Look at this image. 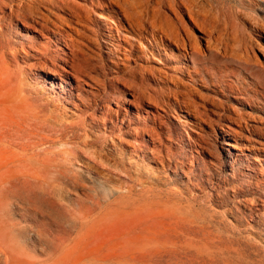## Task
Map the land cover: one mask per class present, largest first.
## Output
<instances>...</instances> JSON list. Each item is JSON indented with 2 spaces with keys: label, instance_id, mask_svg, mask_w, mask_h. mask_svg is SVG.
<instances>
[{
  "label": "rangeland",
  "instance_id": "rangeland-1",
  "mask_svg": "<svg viewBox=\"0 0 264 264\" xmlns=\"http://www.w3.org/2000/svg\"><path fill=\"white\" fill-rule=\"evenodd\" d=\"M3 1L0 264H264V0ZM15 5L25 20L7 18ZM169 5L199 48L189 113L167 109L162 56L126 44L146 49L137 23Z\"/></svg>",
  "mask_w": 264,
  "mask_h": 264
},
{
  "label": "bare ground",
  "instance_id": "bare-ground-1",
  "mask_svg": "<svg viewBox=\"0 0 264 264\" xmlns=\"http://www.w3.org/2000/svg\"><path fill=\"white\" fill-rule=\"evenodd\" d=\"M8 2L10 3L11 0H8ZM69 2V1H68ZM104 2V1H103ZM120 2V1H119ZM196 2V1H195ZM4 1L3 0H0V8L3 7L4 5ZM113 3V2H111ZM110 3V5H111ZM117 3V2H116ZM87 4V3H86ZM90 4V3H89ZM105 3H103L104 5ZM108 4V2H107ZM188 4V3H187ZM51 5V4H50ZM93 5V4H92ZM102 5V4H101ZM185 5V4H184ZM16 6V5H15ZM53 6V5H52ZM63 6H65V8H68L69 7H72L70 6V4H68L67 2H64L63 3ZM62 6V8H63ZM134 6V5H133ZM176 6V5H175ZM183 6V5H182ZM197 5H195L196 7ZM57 7V6H56ZM55 6H53V9H57ZM113 7V6H112ZM76 8H78L76 6ZM101 8V7H100ZM105 9V7H103ZM108 8V7H107ZM117 8V7H116ZM121 8V7H120ZM134 8V7H133ZM156 8V7H155ZM181 8V7H180ZM184 8V7H183ZM64 9V8H63ZM118 10V9H117ZM120 10V9H119ZM53 11V10H52ZM60 11V10H59ZM64 12V10H62ZM68 11V10H67ZM112 11V10H111ZM151 11V10H150ZM180 11V10H179ZM178 11V12H179ZM184 11V9H183ZM181 11V13L183 12ZM105 12V11H104ZM118 12H121L118 11ZM167 12H170V14L173 16V18H170V17H165L163 18L162 16V20L156 18V16H152L151 18L149 16H146L145 13L142 14V17H141V21L140 23L138 22L137 25H138V34H142L143 36V33H145L146 35H148L150 37L148 41V44L146 45V49L142 48V47H138V46H135L130 43L129 41L126 42V44H128V47H129V51L128 53L131 54V55H134V53L137 55L136 56V60L137 61H140L142 56H145V53L147 52H150V55H153L154 52L155 54L157 55H161L162 56V59H161V62H163V64L165 65V67H168L167 68V71L171 72L172 74L167 78V86H168V89H169V96H168V107L167 109L169 108H173L174 106H176V108L178 107L179 109H184L183 112H187L189 113L190 111H192L191 109L192 108H195V104L193 102H191L190 98L191 97H195L197 98L199 96V92L197 91L198 88L195 89L194 86H198L199 84L197 83L198 80L195 76V74L197 72H199L198 70L194 69L193 67L191 66H188V62L185 61L186 57H187V54H189L190 52V59H197L198 58V52H199V48L197 47V40L193 37H191L184 25V23L182 22L180 16H179V13H177L173 6L169 5V11L167 10ZM207 12V11H206ZM71 13L74 14L73 11H71ZM89 13V11L87 10L86 11V15ZM106 13V12H105ZM109 13V12H108ZM113 13V12H112ZM186 13V12H185ZM66 14V13H65ZM83 14V13H82ZM37 15V13H36ZM122 15V14H121ZM168 15V14H167ZM53 20L55 22H58V23H62L64 20H62L61 18L55 16V15H51ZM79 16V15H78ZM77 16V17H78ZM85 16V15H84ZM96 16V15H95ZM114 16V14H113ZM170 16V15H169ZM189 16H190V20L192 18V22L197 24V20L194 19L192 17V15L189 13ZM205 16V15H204ZM203 16V17H204ZM214 16V15H213ZM14 17H21V21L25 20L26 17L25 15H23L21 12H20V9H19V6H16V9H13L12 7H10V10H9V14L7 16L8 19H11V18H14ZM83 17V16H81ZM94 17V16H93ZM123 17V15H122ZM97 20L99 21H106L107 18L106 16H104L103 14H98L97 17ZM128 18V17H126ZM87 19V18H86ZM113 19V18H112ZM116 19V18H115ZM114 19V20H115ZM188 19V20H189ZM124 20V19H123ZM138 20V18L136 19ZM45 24H40V28L41 29H45L47 25H51V26H55V23H52L51 21H48L46 18H44L42 20ZM75 21V20H74ZM96 21V20H95ZM88 22V21H87ZM120 22V21H119ZM132 22V21H131ZM73 23V22H72ZM76 23V22H75ZM126 23V22H125ZM133 23V22H132ZM215 23V22H214ZM36 24V23H35ZM74 24V23H73ZM194 24V26H195ZM28 25V24H26ZM133 25V24H132ZM120 26V24H119ZM118 26V27H119ZM131 26V25H130ZM149 26V27H148ZM31 27V26H30ZM66 27V26H64ZM100 27V26H99ZM136 27V25L134 26ZM200 27V25H199ZM72 28V27H71ZM105 28V27H104ZM103 28V29H104ZM120 28V27H119ZM197 28V27H196ZM59 29V28H58ZM149 30V31H148ZM202 30V29H201ZM45 31V30H44ZM60 31V29H59ZM99 31V30H98ZM111 31V30H110ZM126 31V30H124ZM203 31V30H202ZM104 32V31H103ZM121 32V30H120ZM132 32V30H131ZM116 33V32H115ZM130 33V31H129ZM207 33V32H206ZM49 34V33H48ZM53 34V33H52ZM74 34V33H73ZM78 34V33H77ZM116 35V34H115ZM70 36V35H69ZM117 36V35H116ZM132 36V35H130ZM206 36V35H205ZM230 36V35H229ZM108 37V36H107ZM87 38V37H86ZM85 38V39H86ZM119 38V35L118 37ZM116 38V39H117ZM121 38V37H120ZM138 38L141 40L142 38H140L138 36ZM144 38V37H143ZM100 40V38H98ZM121 40V39H120ZM230 40V39H229ZM90 41V40H89ZM93 41V40H92ZM109 41V40H108ZM107 41V42H108ZM124 41V40H123ZM60 42H62L64 44V48L69 50V54L66 55V54H63L64 57H62V61L63 63L62 64H65L67 65L69 68H70V71H75V66H74V56H75V50L73 49L74 47V44L72 41L69 40V37L66 36V35H62L61 37V41L60 39L57 40V46H59ZM77 42V41H76ZM94 42V41H93ZM106 42V41H105ZM106 42V43H107ZM90 43V42H89ZM206 43V42H205ZM82 44V43H81ZM105 44V43H104ZM118 44V43H117ZM125 44V42H124ZM125 44V45H126ZM214 45V44H213ZM228 44H226L225 42L223 43V46L226 48L228 47L227 46ZM230 46V45H229ZM242 46V52H243V56H241L239 53H237V49L236 47L240 50ZM56 47V46H55ZM83 47V46H82ZM212 47V46H211ZM57 48V47H56ZM79 48V47H78ZM85 48V47H84ZM107 48V47H106ZM123 48V47H122ZM125 48V47H124ZM230 48V47H229ZM63 49V48H62ZM56 50V49H55ZM91 50V49H90ZM124 50V49H123ZM187 50L189 51L187 53ZM252 50V46L250 44H243L241 43V40H238L237 37H234V40H233V44L231 45V55L232 57H237V60L243 65V67L245 69L249 68V64L247 63L248 62V54L251 52ZM66 51V50H65ZM110 51V50H109ZM112 51V50H111ZM172 51H175V55L172 53ZM82 51H80L81 53ZM85 52V51H84ZM121 52V51H120ZM22 53V52H21ZM109 53V52H108ZM107 53V54H108ZM124 53V52H123ZM84 54V53H82ZM118 54V53H117ZM223 54V53H222ZM119 55V54H118ZM121 55V54H120ZM123 55V54H122ZM155 56V55H154ZM29 57V56H28ZM123 57V56H122ZM33 58V57H31ZM154 58V57H153ZM15 59V57H14ZM60 59V58H59ZM107 59V58H106ZM111 59V58H110ZM35 60V59H34ZM102 60V59H101ZM130 60V59H129ZM132 60V59H131ZM134 61V60H132ZM136 61V62H137ZM125 62V61H124ZM129 62V61H128ZM160 62V63H161ZM190 62V61H189ZM115 64V63H114ZM117 64V63H116ZM127 64V63H126ZM193 65L195 64V62L192 63ZM93 67V66H92ZM102 67V66H101ZM107 67V66H106ZM124 67V66H122ZM242 67V68H243ZM115 69V68H114ZM124 70V69H123ZM122 70V71H123ZM66 69H63V79H60L58 77V80L59 81H64V82H67L69 81L68 77L66 75H71L72 72H70ZM94 71V70H93ZM108 71V70H107ZM33 72V71H32ZM60 72V71H59ZM116 73V72H115ZM35 74V73H34ZM38 74V73H37ZM47 75H49L50 77H54L55 74L53 72H48ZM79 75V74H78ZM114 75V74H113ZM122 75V74H121ZM145 76V75H144ZM147 76V75H146ZM48 77V76H47ZM46 76L43 77L44 79L43 80H49ZM57 77V76H56ZM37 78V77H36ZM74 78H76L75 80V88L76 90H80L79 87H80V82H84V79H80L79 77H76L74 76ZM87 78V77H85ZM189 80L191 81V84L188 83V81L186 80ZM210 79V78H209ZM42 80V79H41ZM89 80V79H88ZM51 81L53 82L54 79L51 78ZM90 81V80H89ZM58 82V81H57ZM200 82V81H199ZM259 83L261 84V80H259ZM30 84V83H29ZM44 84V83H43ZM45 84H46V81H45ZM59 84H61V82H59ZM120 84V83H119ZM123 84V83H121ZM162 84V83H161ZM86 85V84H85ZM96 85V84H95ZM88 86V85H87ZM89 87V86H88ZM201 88V86H199ZM216 87V86H215ZM218 87V86H217ZM108 88V87H107ZM73 89V88H72ZM84 89V88H83ZM82 89V90H83ZM97 89V88H95ZM126 89V88H125ZM128 89V88H127ZM207 89V87H206ZM31 90V89H30ZM100 90V89H99ZM133 91V89H131ZM212 90V89H211ZM95 91V90H94ZM65 92V91H64ZM213 92V91H212ZM77 93V92H76ZM87 93V92H86ZM239 92H237L238 94ZM243 93V92H242ZM46 94V93H45ZM217 94V93H216ZM222 94V93H221ZM64 95V93H63ZM75 95V94H74ZM220 95V94H219ZM70 97V96H69ZM51 98V97H50ZM58 98V97H57ZM61 98V97H60ZM59 98V99H60ZM237 100H240L242 99L241 96H237L236 97ZM51 100V99H50ZM97 101V100H95ZM213 101V100H212ZM147 102V101H146ZM196 102V101H195ZM214 102V101H213ZM64 103V102H63ZM99 103V101H98ZM121 103V101H120ZM240 103V102H239ZM75 104V103H74ZM73 104V105H74ZM78 104V103H77ZM150 104V103H149ZM201 104V103H200ZM243 104V103H242ZM54 105V104H53ZM39 106V105H38ZM134 106V105H133ZM160 106V105H159ZM59 107V106H58ZM57 107V108H58ZM253 107V106H252ZM251 107V108H252ZM61 108V107H60ZM84 108V107H83ZM135 108V107H134ZM138 108V107H137ZM152 108V107H151ZM150 108V109H151ZM155 108V107H154ZM202 108V107H201ZM46 109V108H45ZM80 110V109H79ZM137 110V109H135ZM176 111V110H175ZM210 111V110H209ZM227 111V110H226ZM64 112V110H63ZM66 112V111H65ZM121 112H123L124 114L126 113V111L124 109H121ZM199 112V111H198ZM156 113V112H155ZM158 113V112H157ZM213 114V113H212ZM59 115V114H58ZM160 115V114H159ZM166 115V114H165ZM194 115V114H193ZM67 116V115H66ZM128 116V115H127ZM191 116V115H190ZM202 116V115H201ZM217 116V115H215ZM107 117V116H106ZM116 117V116H115ZM117 118V117H116ZM155 118V117H154ZM158 119V118H157ZM227 119V118H226ZM114 120V119H113ZM198 120V119H197ZM128 121V120H127ZM136 121V120H135ZM153 121V120H152ZM224 121V120H223ZM115 122V121H114ZM147 122V121H146ZM150 122V121H149ZM133 123V122H132ZM135 123V122H134ZM151 123V122H150ZM158 123V122H157ZM137 124V123H136ZM104 125V124H103ZM112 125V124H111ZM94 126V125H93ZM110 126V125H109ZM156 126V125H155ZM120 127V126H119ZM195 127V126H194ZM94 128V127H93ZM98 128V127H97ZM209 128V127H208ZM105 129V128H104ZM196 129V128H195ZM212 130V129H211ZM98 131V130H97ZM152 131V129H151ZM224 132V131H223ZM251 132V131H250ZM227 133V132H226ZM225 133V134H226ZM262 135L264 133H261ZM256 135V134H255ZM139 138V137H138ZM147 140V139H146ZM141 143V142H140ZM143 143V142H142ZM146 143V142H145ZM151 143V142H150ZM149 143V144H150ZM159 143V142H158ZM196 143V142H195ZM155 144V143H153ZM192 146V145H191ZM141 147V146H140ZM193 148V147H192ZM150 149V148H149ZM138 150V149H137ZM136 150V151H137ZM193 151V150H192ZM151 153V151H150ZM138 155V154H137ZM147 156V155H146ZM197 156V155H196ZM146 160V159H145Z\"/></svg>",
  "mask_w": 264,
  "mask_h": 264
}]
</instances>
